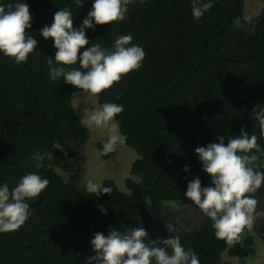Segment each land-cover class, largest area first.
<instances>
[{
  "label": "trees",
  "instance_id": "obj_1",
  "mask_svg": "<svg viewBox=\"0 0 264 264\" xmlns=\"http://www.w3.org/2000/svg\"><path fill=\"white\" fill-rule=\"evenodd\" d=\"M25 2L32 16L29 34L38 43L21 65L0 54V182L13 187L38 172L50 183L28 201L34 210L30 219L15 232L0 233V264H84L95 254L90 243L95 233L137 227L149 232V241L179 236L200 264H221L227 241L215 236L210 219L184 193L196 176L202 186L210 185L197 147L218 143L221 135L227 144L243 130L258 136L264 153L255 119L264 109V8L247 21L244 0H213L210 12L195 20L191 0H147L132 6L125 21L86 30L90 42L106 48L118 35H132V43L146 52L143 67L96 96L99 106L123 105L115 121L124 143L137 154L124 179L128 191L106 178L101 184L112 188L111 195L97 197L85 190L90 131L71 102L78 90L48 79L47 61L57 49L51 38L39 35L59 8H70L78 28L92 0L82 8L74 0ZM105 140L97 142L98 154ZM56 142L63 150H53L48 159ZM37 151L45 155L39 169L31 158ZM114 154L99 155L110 159ZM257 154L264 170V155ZM130 174L142 175V182L134 183ZM251 195L258 202L254 231L264 241V185ZM251 245L248 237L229 253L246 257Z\"/></svg>",
  "mask_w": 264,
  "mask_h": 264
},
{
  "label": "clouds",
  "instance_id": "obj_2",
  "mask_svg": "<svg viewBox=\"0 0 264 264\" xmlns=\"http://www.w3.org/2000/svg\"><path fill=\"white\" fill-rule=\"evenodd\" d=\"M85 2L74 0L79 8ZM137 3L144 4L147 0H92L91 8L78 28L73 27L70 8H59L53 22L39 31L45 40L51 38L57 49L54 59L50 57L47 61L48 79L62 80L81 93L99 96L122 77L143 67L146 52L142 46L132 43V35H118L111 48L90 42L86 35V30H95L96 25L125 21L130 8ZM213 6V0H191V14L199 20ZM31 20L25 0L0 2V54L11 58L16 65L25 63L37 47V39L29 34ZM236 25L239 26V21ZM123 110L122 104L105 102L98 108L86 110L88 114L81 119L86 127L108 129L109 135L100 155L115 152L124 142L114 123ZM255 119L260 135L264 136V109L255 113ZM218 141L195 149L202 171L210 178V185L202 186L200 177L196 176L187 183L184 196L210 219L218 239L234 243L240 241L246 229L253 227V213L258 202L251 194L264 185V170L258 163L260 155L257 153H264L257 143L258 136L243 130L227 144L223 135ZM56 149L63 150L59 142L47 152L48 159L53 157ZM31 158L36 161L37 169L44 166V154L37 151ZM189 171L186 165L184 172ZM128 178L136 184L143 180L140 174H130ZM49 183L38 172H29L13 187L0 182V233L15 232L30 219L34 210L28 201L39 198ZM85 190L90 196L97 197L112 192L111 187L93 179L85 183ZM98 208L102 214H107L103 205ZM148 237L149 232L143 227L124 231L110 229L107 236L97 232L90 242L95 254L86 257L84 264H200L196 252L186 249L179 236L150 241Z\"/></svg>",
  "mask_w": 264,
  "mask_h": 264
},
{
  "label": "rangeland",
  "instance_id": "obj_3",
  "mask_svg": "<svg viewBox=\"0 0 264 264\" xmlns=\"http://www.w3.org/2000/svg\"><path fill=\"white\" fill-rule=\"evenodd\" d=\"M264 8V2L262 0H244V17L247 21H250L254 16L258 15ZM71 102L74 106L76 113L83 119L88 112L86 110H92L98 108L97 97L90 94H84L76 91L71 96ZM117 125V122L114 121ZM89 128V127H88ZM90 136L86 149L87 163L85 173V183L91 179L94 175V180L101 183L103 179L109 177H116L120 180L118 187L123 191H128L124 184L125 170L128 171L133 161V154L136 156L135 150L128 147L124 142L118 145L115 154L110 159L102 158L96 148V144L101 139H107L109 132L108 129L89 128ZM119 131V130H118ZM132 154V155H131ZM93 168V170H91ZM95 171V172H93ZM105 176V177H104ZM88 178V180H87ZM254 215V214H253ZM254 223L251 229H246L241 236L239 243H243L248 237H252V254L240 258L233 256L229 253V249L233 248L235 243H229L227 241V248L222 253L221 264H263L264 263V241L254 231Z\"/></svg>",
  "mask_w": 264,
  "mask_h": 264
},
{
  "label": "crops",
  "instance_id": "obj_4",
  "mask_svg": "<svg viewBox=\"0 0 264 264\" xmlns=\"http://www.w3.org/2000/svg\"><path fill=\"white\" fill-rule=\"evenodd\" d=\"M131 155H132V154H131ZM132 156H133V160L137 157V155L135 156L134 154H133ZM91 170H93V168H92ZM129 170H130V167H129L128 171L125 170V172H127V173H125V177H124V179L127 177L128 173H129ZM93 172H95V171H93ZM104 177H105V176H104ZM109 178H112V179L115 180V182L118 183V184H119V182H120V180L117 179L116 177H109ZM91 179L94 180V175H93V177H92ZM105 179H106V178H105ZM87 180H88V178H87ZM103 180H104V179H103ZM121 190H122V189H121Z\"/></svg>",
  "mask_w": 264,
  "mask_h": 264
}]
</instances>
